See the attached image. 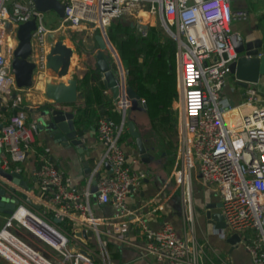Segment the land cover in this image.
<instances>
[{
  "label": "built area",
  "instance_id": "built-area-1",
  "mask_svg": "<svg viewBox=\"0 0 264 264\" xmlns=\"http://www.w3.org/2000/svg\"><path fill=\"white\" fill-rule=\"evenodd\" d=\"M59 1L64 4L61 25L76 28L84 24L107 35L106 26L112 20L134 17L139 32L146 35L148 27L141 24L149 26L155 17L175 39L177 96L172 108L176 133L170 180L181 187L183 202L190 201V187L186 186L196 167L220 196L225 226L217 229L218 234L225 238L254 229L255 237L248 241L243 237L244 242L253 264H264V99L258 97L255 88L247 87L244 104L248 109L236 124H231L225 117L228 101L222 95L225 72L237 58L230 23L248 19L250 11L233 8L229 0ZM30 18L36 22L31 34L33 75H41L49 69L47 54L56 28L45 25L43 11L33 0H0V92L5 94L12 95V89H18L9 58L17 44L18 25ZM117 60L121 89L115 109L121 118H98L97 139L103 151L90 169L85 186L74 183L49 154L43 153L40 165L33 170L34 186L30 192L25 191L24 198L18 187L11 190V182L0 176V186L19 200L0 227V254L12 264H115L106 235L121 233L122 219L129 215L128 220L138 222L148 250L162 264H208L206 245L191 223L183 234L169 221L153 228L128 205L129 195L141 185L144 173L134 168L137 159H129L119 142L127 128L126 110L131 98L125 92L127 70ZM0 123V167L20 171L12 164L28 157L37 120H27L24 110L7 116L0 103ZM93 180L95 192L90 190ZM93 193L97 203L112 205L116 214L95 212L90 201ZM151 202L154 210L164 208L163 201L153 198ZM20 208L25 209L23 219L16 214ZM13 222L47 242L56 257L13 232ZM105 223L110 224L106 230ZM76 229H85L86 237L76 235ZM220 264L230 263L221 259Z\"/></svg>",
  "mask_w": 264,
  "mask_h": 264
},
{
  "label": "crops",
  "instance_id": "crops-1",
  "mask_svg": "<svg viewBox=\"0 0 264 264\" xmlns=\"http://www.w3.org/2000/svg\"><path fill=\"white\" fill-rule=\"evenodd\" d=\"M229 2L233 8H246L250 11L248 19L235 20L230 23L232 34H240L247 38H261L263 44L260 50L264 54V0H229ZM76 29L83 33V39L87 41L84 49L80 52L75 50L71 58L70 69H74V77L78 79L89 67H95L96 52L92 54L91 49L94 44H97V41L94 35L93 39L88 37L94 29L88 28L84 24L76 27ZM69 45H72V43ZM104 54L114 74L120 80L119 65L115 57L111 54ZM74 57L76 64L72 66ZM55 75L54 71L48 69L43 74L38 75L37 79L34 74L33 79L35 80L31 86L18 88L15 93L9 96L0 92V103L4 114L9 116L13 113L14 108L24 110L27 114V120L36 119L38 126L41 117L40 110L49 101L44 92V83L49 78L59 79ZM69 77L70 75L67 74L62 79L66 80ZM248 87L255 88L258 97L264 99V72L259 75L256 83H250ZM246 89L247 87L238 85L232 75L225 76L222 95L228 101L225 117L231 124H236L239 115L248 109L244 104ZM77 92L78 97L75 103L80 104L83 99L80 94L79 83ZM106 93L112 97L115 103L111 90L106 88ZM66 108L74 111L75 105L70 104ZM9 112L11 113L9 114ZM118 117L117 120H120V112H118ZM44 118H48V116L44 115ZM81 130L83 131L82 138L85 146L82 153L78 152L75 146L66 147L62 145L54 139L49 131H39L37 127V130L34 131L32 149L29 151L26 160L12 164V167L18 165L21 168L19 172L22 174V178H26L29 184V192L31 186H34L33 170L41 163V153L49 154L55 160L57 167L66 172L74 183L79 186L86 185L90 169L100 157L103 145L97 139V130L93 123L81 127ZM125 138L127 141L121 143L124 151L129 159L133 157L137 159L133 166L137 171L144 173L141 185L135 188L128 198V205L134 213H138L153 228L158 227L163 221H169L180 234L185 233L186 227L191 223L195 234L206 245L208 264H220L221 259L228 261L230 264H253L245 242L240 241L231 246L227 241V237H221L218 234V228L207 220L205 216L207 204L220 202V196L212 184L206 183L201 178V174L196 167L192 168L190 183L188 182L186 186L187 189L190 187V201L183 202L182 198L180 200L178 198L173 199L176 190L178 188L181 190L180 186L170 180L174 152L167 154L165 148H163L158 153V148L150 144L152 140L148 141L142 137L150 159L148 162H144L138 149L132 145L130 136ZM17 190L20 194L25 193V190L21 187H18ZM90 190L92 192L96 190L93 181L90 184ZM153 198L163 201L164 208L162 210L153 209L154 203L151 202ZM90 201L91 206L98 214L112 216L116 214V210L112 205L97 203L95 193L92 194ZM168 204L172 205V210ZM212 210H220V207ZM1 212L7 214L4 211ZM188 215L189 218H187ZM131 216L122 219L124 223L121 233H108L106 235L115 264H162L146 247L145 236L138 222L128 220L131 219ZM114 219L116 220V218ZM104 227L106 230L110 227V224L105 223ZM240 236L242 238L246 237L248 241L255 237V230L246 229L240 233ZM0 264H7L5 257L2 255H0Z\"/></svg>",
  "mask_w": 264,
  "mask_h": 264
},
{
  "label": "water",
  "instance_id": "water-1",
  "mask_svg": "<svg viewBox=\"0 0 264 264\" xmlns=\"http://www.w3.org/2000/svg\"><path fill=\"white\" fill-rule=\"evenodd\" d=\"M33 1L39 10L45 11L53 9L61 17L63 16L64 4L59 0ZM119 19L132 27L136 26V19L134 17L120 16ZM35 26V19L30 18L21 22L16 29L17 44L12 51L10 64L14 69L15 81L18 88L31 86L34 82L33 71L35 64L30 59V55L32 52L31 34ZM141 26L144 28L148 27L147 24H141ZM94 37L98 44L95 55V67L102 75L105 88L111 90L112 96L116 101L120 93L121 82L114 74L104 54L106 47L112 48L113 51L115 50L111 46L109 38L105 33L96 32ZM231 40L237 52V58L229 63L225 76L232 75L238 85L248 87L250 83H256L259 75L264 72V54L260 50L263 40L261 38H247L246 36L235 33L231 35ZM74 52V47L67 45L61 38L55 39L50 46L46 65L55 72L59 79L53 80L49 78L44 83V92L49 101L40 110V124L37 127L39 131H49L54 139L62 145L66 147L75 146L77 151L82 153L85 150L82 138L83 131L79 128L75 120V112L66 108V106L75 103L78 97V79L74 77V69H70L71 58ZM67 74L70 77L63 80L62 77ZM125 82L127 96L131 99H139V95L127 83V80ZM142 103L146 106L144 101ZM15 111L16 108L13 109V112ZM44 115H47L48 118H44ZM126 126L135 141L141 159L144 162H148L150 160L149 155L137 125L133 120H127ZM106 166H108L107 163ZM0 176L11 182V190L17 187H21L25 191L29 189V186H23L22 174L19 171L7 170L0 167ZM93 182L95 183V180ZM21 196L24 198L26 195L22 193ZM18 201L17 198L11 197L4 187L0 186V211L11 214L15 210ZM220 206L221 202L209 203L205 209L207 220L217 228L225 226L221 211L212 210ZM56 221L58 222L59 220L56 219ZM75 233L78 236L86 237L85 229H76ZM227 241L233 246L240 241L244 242V238L235 232L227 237Z\"/></svg>",
  "mask_w": 264,
  "mask_h": 264
},
{
  "label": "trees",
  "instance_id": "trees-1",
  "mask_svg": "<svg viewBox=\"0 0 264 264\" xmlns=\"http://www.w3.org/2000/svg\"><path fill=\"white\" fill-rule=\"evenodd\" d=\"M95 31L99 32V29ZM106 33L122 66L127 70V83L139 95V99H131L126 116L128 111L132 113L127 118L133 120L139 130L141 121L147 123L163 139V146L168 153L169 147H173L172 136L176 133L172 110V102L177 96L175 39L153 24L148 26L146 35H142L136 26L123 23L119 18L106 26ZM76 50L80 52L79 49ZM78 83L83 101L73 104L75 120L80 129L88 123L97 127V120L101 116H109L115 120L119 118L115 103L106 93L101 73L96 67H89L78 78ZM137 110L141 112L143 119L135 114ZM124 132L130 136L132 145L137 148L128 130Z\"/></svg>",
  "mask_w": 264,
  "mask_h": 264
},
{
  "label": "rangeland",
  "instance_id": "rangeland-1",
  "mask_svg": "<svg viewBox=\"0 0 264 264\" xmlns=\"http://www.w3.org/2000/svg\"><path fill=\"white\" fill-rule=\"evenodd\" d=\"M8 2H10V0H8ZM43 20H44V23L47 27L49 28H56L55 32H54V38L57 39V38H61L63 40H65V43H69L71 44L72 43V47L79 49L80 51L82 49H84V45H87V41L84 38V35L83 33L79 32L78 29L74 28V27H71L69 26L68 24H63L61 25V16L53 9H49V10H45L43 11ZM152 24L153 25H156L158 28H160L162 30V32L166 35H169L162 27H161V24H160V21L158 18H153L151 20ZM145 24H147L146 22H144ZM137 31L139 32L138 28H137ZM95 30H92L91 33H89L88 37L91 39H93V35L95 34ZM110 41V40H109ZM110 44L111 46L114 48L115 50V53L117 55V57L119 58L118 54H117V51L114 47V45L112 44V42L110 41ZM96 49H98V45L94 44V46L92 47L91 49V53L94 54L96 52ZM104 53L106 54H111L112 56L115 57V60L116 62L118 63L119 65V61L117 60V57L116 55L114 54V51L112 50V48L110 47H106L104 49ZM11 59V56L9 58V60ZM120 60V59H119ZM120 63L122 64V62L120 61ZM76 64V61H75V57L73 59V62H72V66ZM36 76V79L38 78V74H35ZM57 78L58 76L55 75ZM51 79V78H50ZM35 80V79H34ZM53 80H55L53 78ZM17 89H12V93H15ZM7 96H9V94H5ZM173 110V113L175 115V111L174 109L172 108ZM130 113L132 112H129L127 113V117H129V115H131ZM135 114L136 115H140V117L143 119V116H141V112L140 111H135ZM127 120H129L127 118ZM143 121H141L139 123V126H140V135L145 138L146 140L151 141L150 144H153L157 149V152L159 153L164 147H163V139L158 136L154 131L151 130V128L148 126V124H144L142 123ZM125 129L127 130V128L125 127ZM126 136H128V134L126 132L123 133L121 139H120V143H122V141H125L126 140ZM172 139H173V147H169L168 149V153L167 154H170L172 153V151L174 152L175 151V145H174V141H175V135L172 136ZM127 141V140H126ZM125 141V142H126ZM156 155V153H155ZM23 186L25 187H28L29 184L26 180V178H23ZM176 199L178 198V200L181 199V190L180 188H178L173 196V199ZM169 205V204H168ZM170 206V209L172 210V205H169ZM6 218H7V214H4L0 211V227L5 223L6 221ZM62 225L64 224L63 221L60 222ZM11 230L15 233H17L20 237H22L24 240H26L28 243H30L31 245L39 248L40 250L42 251H46L47 253H49L50 255H52V257H56V253L55 251L51 248V246L45 242L43 239H41L39 236H37L36 234H34L29 228H27L26 226L22 225V224H19L17 222H13V226L11 227ZM89 233H91V231H89ZM1 255V254H0ZM5 261L7 262V264H12L10 262V260H8L7 258H5Z\"/></svg>",
  "mask_w": 264,
  "mask_h": 264
},
{
  "label": "bare ground",
  "instance_id": "bare-ground-1",
  "mask_svg": "<svg viewBox=\"0 0 264 264\" xmlns=\"http://www.w3.org/2000/svg\"><path fill=\"white\" fill-rule=\"evenodd\" d=\"M25 213V209L24 208H20L18 211H17V216H19L20 219H23V214Z\"/></svg>",
  "mask_w": 264,
  "mask_h": 264
}]
</instances>
